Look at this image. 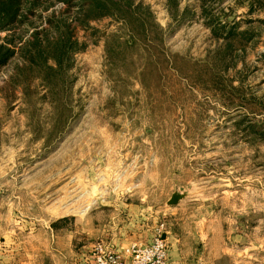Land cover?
<instances>
[{
    "label": "rangeland",
    "instance_id": "obj_1",
    "mask_svg": "<svg viewBox=\"0 0 264 264\" xmlns=\"http://www.w3.org/2000/svg\"><path fill=\"white\" fill-rule=\"evenodd\" d=\"M136 1L142 29L77 0L0 24V263L43 237H161L171 264L178 237L264 264V0Z\"/></svg>",
    "mask_w": 264,
    "mask_h": 264
},
{
    "label": "crops",
    "instance_id": "obj_2",
    "mask_svg": "<svg viewBox=\"0 0 264 264\" xmlns=\"http://www.w3.org/2000/svg\"><path fill=\"white\" fill-rule=\"evenodd\" d=\"M30 238L39 240L38 237ZM131 239L135 242L129 244ZM99 240L125 260L130 258L126 250L139 243L138 237H43L41 246L32 244V248L25 250H5L4 254L9 257L0 264H96L93 252L95 246L100 243ZM172 240V247L169 246L171 264H210L203 260L205 256L198 254L193 242L185 243L178 237H166V242ZM13 254L14 256H11ZM18 255L22 259L15 257Z\"/></svg>",
    "mask_w": 264,
    "mask_h": 264
},
{
    "label": "trees",
    "instance_id": "obj_3",
    "mask_svg": "<svg viewBox=\"0 0 264 264\" xmlns=\"http://www.w3.org/2000/svg\"><path fill=\"white\" fill-rule=\"evenodd\" d=\"M66 1L70 2L71 0ZM167 1L172 8H176L179 2V0ZM77 2L81 7L82 15L85 17L99 19L112 15L121 18L126 25L134 24L140 29L146 25V17L143 15H152L149 6L136 0H77ZM20 3L21 0H0V24L2 27H7L17 19ZM55 50V60L59 61L60 55L58 53L59 50L63 51L62 46L59 45V48ZM12 55L13 51L10 48L0 46V64H5ZM39 55L42 57L41 51H39Z\"/></svg>",
    "mask_w": 264,
    "mask_h": 264
},
{
    "label": "built area",
    "instance_id": "obj_4",
    "mask_svg": "<svg viewBox=\"0 0 264 264\" xmlns=\"http://www.w3.org/2000/svg\"><path fill=\"white\" fill-rule=\"evenodd\" d=\"M126 252L130 255L129 261L104 244H97L93 256L97 264H169L165 241L161 237L151 244H133Z\"/></svg>",
    "mask_w": 264,
    "mask_h": 264
},
{
    "label": "water",
    "instance_id": "obj_5",
    "mask_svg": "<svg viewBox=\"0 0 264 264\" xmlns=\"http://www.w3.org/2000/svg\"><path fill=\"white\" fill-rule=\"evenodd\" d=\"M182 198V195L179 194H173V196L171 197V199L169 200V203L171 205H175L176 203H178V201Z\"/></svg>",
    "mask_w": 264,
    "mask_h": 264
}]
</instances>
